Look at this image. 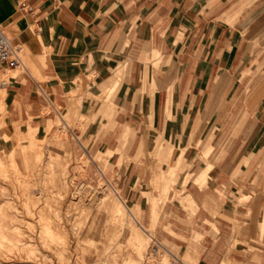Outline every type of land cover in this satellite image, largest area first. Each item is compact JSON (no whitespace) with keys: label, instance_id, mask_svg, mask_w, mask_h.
I'll return each instance as SVG.
<instances>
[{"label":"crops","instance_id":"obj_1","mask_svg":"<svg viewBox=\"0 0 264 264\" xmlns=\"http://www.w3.org/2000/svg\"><path fill=\"white\" fill-rule=\"evenodd\" d=\"M16 8L37 25L36 40L47 50L43 86L53 100L90 70L109 78L131 66L117 123L137 133L135 147L151 153L168 144L177 159L182 150L209 158L194 178L209 175L206 182L185 189L199 208L200 264H264V0H0L4 26L15 24ZM145 65L154 89L141 84ZM10 87L1 106L24 89L14 81ZM159 172L167 177L166 165ZM122 175L124 196L149 210L145 195L157 193L150 168Z\"/></svg>","mask_w":264,"mask_h":264},{"label":"rangeland","instance_id":"obj_2","mask_svg":"<svg viewBox=\"0 0 264 264\" xmlns=\"http://www.w3.org/2000/svg\"><path fill=\"white\" fill-rule=\"evenodd\" d=\"M14 22L0 21V28L22 47L26 69L4 76L24 89L0 105V264H200L199 208L185 189L206 182L209 175L194 178L209 158L191 159L182 150L177 159L168 144H156L151 153H143L142 143L135 147L137 133L117 123L124 112L117 97L131 66L109 78L90 70L53 100L43 86L47 50L36 40L37 25L26 22L20 8ZM153 68L163 75L162 64ZM141 69V84L154 89L152 67ZM11 90L0 91L2 101ZM164 165L168 175L160 177ZM128 168H150L156 176V196L145 195L149 210L124 196L120 177ZM181 173L184 189L177 187Z\"/></svg>","mask_w":264,"mask_h":264},{"label":"built area","instance_id":"obj_3","mask_svg":"<svg viewBox=\"0 0 264 264\" xmlns=\"http://www.w3.org/2000/svg\"><path fill=\"white\" fill-rule=\"evenodd\" d=\"M21 8L30 11L24 4L21 5ZM22 51V47H15L3 29L0 28V91L10 86L9 80L4 77L7 72L20 68L25 69Z\"/></svg>","mask_w":264,"mask_h":264},{"label":"bare ground","instance_id":"obj_4","mask_svg":"<svg viewBox=\"0 0 264 264\" xmlns=\"http://www.w3.org/2000/svg\"><path fill=\"white\" fill-rule=\"evenodd\" d=\"M24 67H25V65H24ZM19 70V69H18ZM2 99H3V97H1Z\"/></svg>","mask_w":264,"mask_h":264}]
</instances>
